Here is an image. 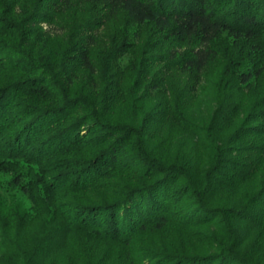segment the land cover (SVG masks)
<instances>
[{"label":"trees","instance_id":"16d2710c","mask_svg":"<svg viewBox=\"0 0 264 264\" xmlns=\"http://www.w3.org/2000/svg\"><path fill=\"white\" fill-rule=\"evenodd\" d=\"M0 264H264V0H0Z\"/></svg>","mask_w":264,"mask_h":264},{"label":"rangeland","instance_id":"374dc122","mask_svg":"<svg viewBox=\"0 0 264 264\" xmlns=\"http://www.w3.org/2000/svg\"><path fill=\"white\" fill-rule=\"evenodd\" d=\"M204 96H205V97H204L205 100H207V101H211L210 98H211L212 94H210L209 92H208V93L205 92V93H204ZM5 179L8 180V177H5Z\"/></svg>","mask_w":264,"mask_h":264}]
</instances>
